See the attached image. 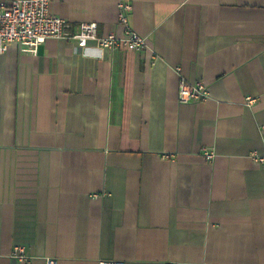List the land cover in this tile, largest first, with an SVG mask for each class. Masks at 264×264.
Returning <instances> with one entry per match:
<instances>
[{
    "label": "crops",
    "instance_id": "1",
    "mask_svg": "<svg viewBox=\"0 0 264 264\" xmlns=\"http://www.w3.org/2000/svg\"><path fill=\"white\" fill-rule=\"evenodd\" d=\"M130 1L142 52L0 54V264H264V0ZM50 9L124 33L117 0Z\"/></svg>",
    "mask_w": 264,
    "mask_h": 264
},
{
    "label": "built area",
    "instance_id": "2",
    "mask_svg": "<svg viewBox=\"0 0 264 264\" xmlns=\"http://www.w3.org/2000/svg\"><path fill=\"white\" fill-rule=\"evenodd\" d=\"M50 3L51 0H0V54L11 46H16L23 53L36 54L38 47L51 38L73 40L79 48H85L93 42L99 51L107 53L116 49L142 52L145 47V38L127 26L130 0H117L118 21L124 27L122 37L114 33L98 36L95 22H81L74 32L69 33L70 26L63 18L52 13ZM208 97L209 91L202 81L180 78L177 94L179 103L202 102ZM255 101L253 97H246L247 105ZM205 157L211 159L213 153L205 152ZM262 160L260 158L259 162ZM11 254L18 261L29 260L23 245L14 246ZM44 264L57 262L48 258ZM98 264L123 263L99 260Z\"/></svg>",
    "mask_w": 264,
    "mask_h": 264
}]
</instances>
